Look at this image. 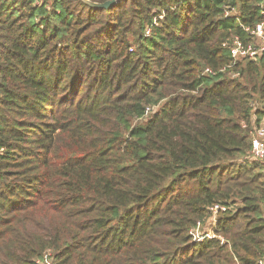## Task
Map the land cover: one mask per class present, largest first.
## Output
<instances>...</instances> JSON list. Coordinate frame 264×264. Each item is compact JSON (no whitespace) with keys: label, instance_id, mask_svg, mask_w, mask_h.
Returning <instances> with one entry per match:
<instances>
[{"label":"trees","instance_id":"trees-1","mask_svg":"<svg viewBox=\"0 0 264 264\" xmlns=\"http://www.w3.org/2000/svg\"><path fill=\"white\" fill-rule=\"evenodd\" d=\"M263 6L0 0V264H257L264 55L227 44ZM217 204L225 242L196 243Z\"/></svg>","mask_w":264,"mask_h":264},{"label":"built area","instance_id":"built-area-1","mask_svg":"<svg viewBox=\"0 0 264 264\" xmlns=\"http://www.w3.org/2000/svg\"><path fill=\"white\" fill-rule=\"evenodd\" d=\"M230 12H226V16H229ZM262 15L264 17V6L262 7ZM246 32L252 37V41L245 43L240 37H234L229 46L231 57L234 64L243 60L257 61L264 55V21L257 25L256 29ZM151 34V29L147 31L146 35ZM225 46V45H224ZM205 75L214 74L212 70L206 69ZM154 108H148L145 112V117L148 116L150 111ZM252 148L249 154H247L242 161L244 162H263L264 163V120L260 125L254 127L252 134ZM228 206L217 204L210 208V216L206 223H199L196 228L190 231V235L196 243L202 242L205 239H221L224 243V239L216 235V229L219 224V218L222 214L228 212ZM209 229V231H205ZM53 253L51 251L46 252L44 260L38 262L40 264H52ZM257 264H264V252L258 260Z\"/></svg>","mask_w":264,"mask_h":264},{"label":"water","instance_id":"water-1","mask_svg":"<svg viewBox=\"0 0 264 264\" xmlns=\"http://www.w3.org/2000/svg\"><path fill=\"white\" fill-rule=\"evenodd\" d=\"M86 5H88L89 7L93 8V9H104V10H108L111 8H114L119 0H112L103 4H99V3H92L89 0H82Z\"/></svg>","mask_w":264,"mask_h":264},{"label":"rangeland","instance_id":"rangeland-1","mask_svg":"<svg viewBox=\"0 0 264 264\" xmlns=\"http://www.w3.org/2000/svg\"><path fill=\"white\" fill-rule=\"evenodd\" d=\"M156 111V110H155ZM154 110L153 111H150L149 112V114H148V116H146V118L143 120V121H147V119L150 117V115L152 114V113H154L155 112ZM142 121V122H143ZM205 231L207 232V231H209V229H205Z\"/></svg>","mask_w":264,"mask_h":264}]
</instances>
